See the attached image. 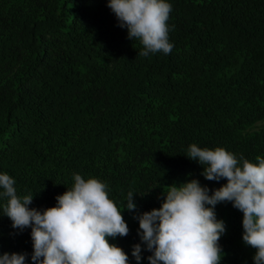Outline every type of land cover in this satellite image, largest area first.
Here are the masks:
<instances>
[{
    "label": "trees",
    "instance_id": "obj_1",
    "mask_svg": "<svg viewBox=\"0 0 264 264\" xmlns=\"http://www.w3.org/2000/svg\"><path fill=\"white\" fill-rule=\"evenodd\" d=\"M168 2L173 50L143 57L108 0H0V173L40 211L73 174L105 182L121 211L137 194L122 213L129 234L109 238L129 264L138 243L149 264L136 217L160 208L169 186L227 183L204 178L191 144L264 158V0ZM5 203L0 254L27 253L32 264L31 228L13 229ZM215 211L226 224L221 264H254L243 213L231 202Z\"/></svg>",
    "mask_w": 264,
    "mask_h": 264
},
{
    "label": "clouds",
    "instance_id": "obj_2",
    "mask_svg": "<svg viewBox=\"0 0 264 264\" xmlns=\"http://www.w3.org/2000/svg\"><path fill=\"white\" fill-rule=\"evenodd\" d=\"M107 6L118 26L127 29L128 38L143 45L138 55L172 52L168 20L173 9L168 0H108ZM186 156L203 166L206 180L227 183L214 191L198 179L173 184L160 208L136 217L141 241L152 253L149 264H221L224 253L219 241L226 224L217 219L215 208L227 202L243 213L242 239L255 249L254 264H264V158L256 157L255 163L222 147L196 144L189 146ZM73 180L72 187L56 197L54 207L40 211L29 207L32 195L19 196L15 179L0 173V199L6 200L3 215L19 232L31 228L32 264H129L128 254L109 238L129 234L122 213L135 210L137 194L128 192L121 211L109 198L105 182L80 174H73ZM141 252V244H135L132 256L138 264ZM27 261V253L0 254V264Z\"/></svg>",
    "mask_w": 264,
    "mask_h": 264
}]
</instances>
